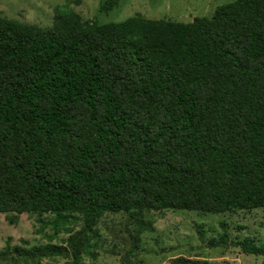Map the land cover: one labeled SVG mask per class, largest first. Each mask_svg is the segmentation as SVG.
<instances>
[{"label": "trees", "instance_id": "16d2710c", "mask_svg": "<svg viewBox=\"0 0 264 264\" xmlns=\"http://www.w3.org/2000/svg\"><path fill=\"white\" fill-rule=\"evenodd\" d=\"M256 209L264 0H235L187 24H98L72 10L48 28L0 17V214L10 225L23 214L54 215L55 228L84 224L66 246L18 256H93L92 233L108 213ZM237 246L264 255L253 240Z\"/></svg>", "mask_w": 264, "mask_h": 264}, {"label": "rangeland", "instance_id": "374dc122", "mask_svg": "<svg viewBox=\"0 0 264 264\" xmlns=\"http://www.w3.org/2000/svg\"><path fill=\"white\" fill-rule=\"evenodd\" d=\"M110 1L0 0V17L48 28L57 13L72 10L84 22L98 24L122 23L136 16L187 24L211 18L218 7L235 0H119L113 9L102 11ZM8 220L9 215L0 214V264H174L178 259L198 264H264V255H247L237 246L250 239L264 249V209L221 215L174 210L108 213L92 233L93 256L83 255L78 263L72 257H21L15 249L66 246L69 232L83 228L82 219L58 228L54 215L23 214L16 225Z\"/></svg>", "mask_w": 264, "mask_h": 264}]
</instances>
